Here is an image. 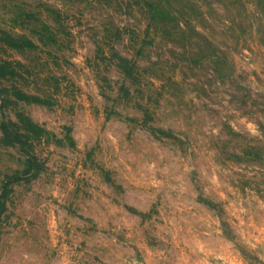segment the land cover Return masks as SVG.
I'll list each match as a JSON object with an SVG mask.
<instances>
[{"label":"rangeland","instance_id":"1","mask_svg":"<svg viewBox=\"0 0 264 264\" xmlns=\"http://www.w3.org/2000/svg\"><path fill=\"white\" fill-rule=\"evenodd\" d=\"M4 62L0 264H264V0H0Z\"/></svg>","mask_w":264,"mask_h":264},{"label":"trees","instance_id":"2","mask_svg":"<svg viewBox=\"0 0 264 264\" xmlns=\"http://www.w3.org/2000/svg\"><path fill=\"white\" fill-rule=\"evenodd\" d=\"M10 40L15 41L18 43L17 46H14L13 44H9V46L11 47H16V48H21V49H28V48H32L34 47V44L31 40L29 39H25L23 40V42H19V40L12 38L11 36H7ZM124 60V59H123ZM14 70L15 68L13 67L12 64L4 62V63H0V81L7 79L11 76L14 75ZM17 98L19 100H24L26 102H34V103H43L42 99L38 98V97H33L30 96L20 90H17ZM10 97L6 96L3 99L2 105L0 106L2 112L4 111V106L5 104L10 102ZM19 122L25 127L24 130L30 134L33 133V130L38 131V132H42L43 129L40 128L38 125L34 124L28 116L24 115L23 113L19 114ZM2 131L4 133V136L6 137V139H8L9 141H13L16 137L19 138V141L21 140V135L20 134H15L13 132V129L9 127L8 124H3L2 125ZM39 138L41 137L38 136Z\"/></svg>","mask_w":264,"mask_h":264}]
</instances>
